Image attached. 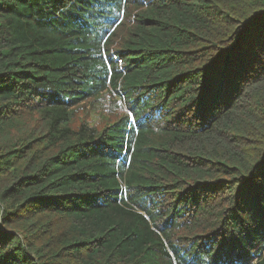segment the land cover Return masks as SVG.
Listing matches in <instances>:
<instances>
[{
  "label": "trees",
  "instance_id": "1",
  "mask_svg": "<svg viewBox=\"0 0 264 264\" xmlns=\"http://www.w3.org/2000/svg\"><path fill=\"white\" fill-rule=\"evenodd\" d=\"M262 168L264 0H0L2 264H264Z\"/></svg>",
  "mask_w": 264,
  "mask_h": 264
},
{
  "label": "rangeland",
  "instance_id": "2",
  "mask_svg": "<svg viewBox=\"0 0 264 264\" xmlns=\"http://www.w3.org/2000/svg\"><path fill=\"white\" fill-rule=\"evenodd\" d=\"M106 103L100 102H87L78 105L76 112V125H80L82 122L86 121L88 125H100L104 118H109L110 120H115L120 114H114V112L120 113L122 111L120 108L122 102L120 99L116 98L114 95V100L117 103V111L113 112V109L110 108L111 98H106ZM126 110V108L124 107ZM252 149V148H251ZM4 214V209L0 207V216ZM180 236L184 237L181 242L184 245H188L190 239L187 238V234H180Z\"/></svg>",
  "mask_w": 264,
  "mask_h": 264
},
{
  "label": "snow or ice",
  "instance_id": "3",
  "mask_svg": "<svg viewBox=\"0 0 264 264\" xmlns=\"http://www.w3.org/2000/svg\"><path fill=\"white\" fill-rule=\"evenodd\" d=\"M258 171H264V168H262V169H258ZM0 264H2V262H0Z\"/></svg>",
  "mask_w": 264,
  "mask_h": 264
}]
</instances>
